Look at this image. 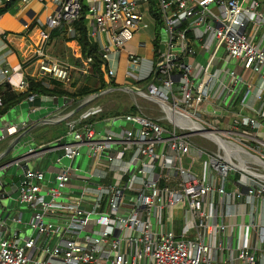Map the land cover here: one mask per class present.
Returning a JSON list of instances; mask_svg holds the SVG:
<instances>
[{"label": "built area", "instance_id": "2783aa9c", "mask_svg": "<svg viewBox=\"0 0 264 264\" xmlns=\"http://www.w3.org/2000/svg\"><path fill=\"white\" fill-rule=\"evenodd\" d=\"M41 1L53 6L46 23H24L28 45L20 65L8 63L10 34L0 36V87L26 92L27 64L37 65L35 79L64 86L72 71L89 72L93 60L81 53L78 67L50 53L54 32L76 36L84 0ZM90 1L88 36L99 47L107 80L117 79L121 53L135 34L152 26L158 32L160 22L165 42L153 37L159 59L144 76L142 59L129 54L125 79L163 107L171 128L132 113L79 128L86 114L70 122V142L31 147L8 164L61 152L52 181L44 171L24 170L17 199L33 210L29 228L36 236L2 238L0 264H264V0ZM15 3L31 0H0V8ZM216 59L226 66L220 75ZM247 73L255 77L246 85ZM241 83L246 87L238 92ZM19 132L6 125L0 143ZM85 157L95 160L92 169L73 165ZM242 205L246 221L228 224Z\"/></svg>", "mask_w": 264, "mask_h": 264}, {"label": "crops", "instance_id": "0c3cea01", "mask_svg": "<svg viewBox=\"0 0 264 264\" xmlns=\"http://www.w3.org/2000/svg\"><path fill=\"white\" fill-rule=\"evenodd\" d=\"M34 0H31V3ZM39 3L43 4L41 0H38ZM52 7V6H51ZM51 7H46V17L51 9ZM2 18H0L1 20ZM2 21V20H1ZM0 21V36L4 32H9L8 29L10 28L9 25L6 23L3 24ZM11 21H14L13 19ZM27 21L21 20V24L24 25ZM12 44L11 48L13 49V55H10L8 58V63L11 67H16L20 65L21 62H23V52L24 49L27 48L28 45V39L25 40L24 38H14V40L11 38ZM53 42L57 43V40L55 39ZM52 42V44H53ZM141 43V42H140ZM139 43V44H140ZM65 45V53L67 54L66 57L69 59L67 62L69 65L73 67H78L77 62L80 60L78 59V55L82 53L80 45L76 41L72 42H66L63 43ZM52 46V45H51ZM76 53L78 55H76ZM71 55L70 58H68ZM54 57V56H53ZM121 57L120 56V63H121ZM56 58V57H55ZM128 59V57H127ZM63 61V60H62ZM128 60L126 61L127 64ZM80 65V64H79ZM127 68V67H126ZM150 63L141 61L140 69L141 74L146 75L149 71ZM37 65L32 64L27 67H23L22 75L26 78V76H35L37 74ZM119 70H120V64L118 66V77L116 81H118L119 78ZM21 78L20 75H14L13 81H18ZM67 87V86H66ZM71 101L69 100H59V99H50V98H39L35 102L31 103L28 100H25L23 103L18 105L16 108H14V114L13 118L11 114L7 115L6 125H13L17 126L20 129V132L14 136H10L7 140L0 143V171L3 170L9 163H11L13 160L25 155L31 147H37L40 145L35 138L29 134V130H33L34 127H36V124L42 125V124H58L63 120H67V116H72L73 114L71 109H68L71 105ZM94 108V106H92ZM66 115L65 117L63 115ZM64 117V118H62ZM23 124H27V128L23 129ZM6 125H2L0 123V130L4 128ZM30 127V128H29ZM29 128V130H28ZM66 136V135H65ZM65 136H62L61 138L47 142L45 144H50L57 142L59 140L62 141H71V138H66ZM29 147V148H28ZM21 148H28L26 152H24L23 155L19 156V151ZM60 151H56L52 154H46L45 156L41 158H31L27 162H23V166H27L32 169H37L44 171L46 173L47 181H52L56 175V173L60 170V166L56 163V159L60 155ZM88 160V161H87ZM79 166H82L84 169H92L94 166V163L92 160H89L88 158H80L78 159ZM85 162H88L87 165L84 167ZM78 166V165H77ZM9 176L11 179H15L17 177L20 178V180L24 176L23 171L15 172L10 171ZM20 182V181H19ZM19 182L12 186V209H11V222L7 225V228L1 229L0 227V240L2 238H8V239H14L19 238L23 239L25 237L30 236H36L29 228L30 220L33 216V210L25 204H21L18 201V185ZM7 185L5 184L4 187ZM49 187V185H46L45 189ZM246 212V207L244 205L241 206L239 210V215L235 218L227 219L228 224H238L245 222L246 219L242 217V213ZM57 219L54 220L56 222ZM237 233V231H236ZM45 241L44 237H39L38 243L43 244ZM56 241L52 240L51 244H55Z\"/></svg>", "mask_w": 264, "mask_h": 264}, {"label": "rangeland", "instance_id": "374dc122", "mask_svg": "<svg viewBox=\"0 0 264 264\" xmlns=\"http://www.w3.org/2000/svg\"><path fill=\"white\" fill-rule=\"evenodd\" d=\"M84 6H86L87 8H89L92 5V1L90 0H84L83 2ZM53 6L50 2H45L43 4L39 3L38 0H34L32 2V4L29 5H24L21 3H15L10 5V7H1L0 8V13H1V22L3 24H7L10 26V28L8 29V33L10 34L11 38L14 40V38H20L23 37L25 35H27L28 31L24 29V26L21 24V20H25L29 23L35 22L37 20H41L43 23H46V7H51ZM14 21H11V20ZM159 35V38L165 42V35L162 29H160V31L155 32L154 27H150L149 29L146 30H141L140 32L135 34V38L126 44V46L124 47L123 51H122V57H121V63H120V70H119V78L118 81H116L119 85H121L122 87L119 89H113V90H109L107 92H104L102 94H100L99 96H93L91 98H89L84 105H86L85 107H90V108H86L84 107L85 111L82 112V114L86 115V114H90L93 115L94 112H96L97 110H99V113L102 112H122V113H129L130 110L133 107H137L138 109V113H140L142 116L144 117H148L150 119H153L155 121H159L160 123H162L165 127L167 128H171L169 121L167 120V114L165 112V110L163 109V107L158 104L157 102L148 99L146 97H142L141 95L137 94V91L135 90L134 87H136V84H131L128 85L126 79H125V74H126V61H127V57L129 54H135L138 55L143 61L145 62H149V63H155V59H154V52H153V48H154V43H153V37L155 34ZM146 43L147 47L143 48L139 46V43ZM65 45L63 43H55L53 42L51 48H50V53L58 58L61 59L63 61H68L69 59H67L66 57V53H65ZM162 47H159V50H162ZM71 55L68 57L70 58ZM199 60L201 62V64H205L206 60H207V56L204 57H199ZM223 60L220 59H216L214 61V71L218 72V74L220 75L221 71L223 70L225 64L223 65ZM226 67V66H225ZM213 71V69H212ZM254 75L247 73L245 75V80L244 82H246V85L251 83L254 80ZM79 75L75 72L73 73V81L78 80ZM222 78H224V81L227 82L229 77L225 74H222ZM109 83H111L114 80H108ZM241 82H243L242 80H240ZM240 88L238 89V92L243 91L246 87L245 84L241 83L240 84ZM139 86V85H138ZM221 88V87H220ZM67 89H71L70 85L67 86ZM92 106H94V108H92ZM202 109H205V105L202 106ZM80 110V109H79ZM83 110V108H82ZM74 113V114H73ZM78 113V111H72L71 114H73L72 116H67V120L69 122H72L74 120H76L75 118H72L73 116H75ZM97 113V114H99ZM11 114L12 118H13V114H14V110H11L8 114H6L5 116H3L0 120V123L2 125H6V120H7V115ZM208 118H213L212 116H208L206 115ZM65 117V116H64ZM62 117V118H64ZM213 123L217 126V127H221V123L213 118ZM103 126H98V129H102ZM29 148V147H28ZM28 148H21L19 151V156L23 155L24 152L28 151ZM26 150V151H25ZM87 149L84 148L83 149V153L86 154ZM88 161V160H87ZM95 162V160H93V163ZM78 160H76L74 162V166H79L78 164ZM88 162H85L84 167L87 165ZM65 165H68L70 163H68L67 161H64ZM20 171V170H19ZM18 171V172H19ZM182 206V205H181ZM179 206V208L182 209V207ZM178 207L176 209H179ZM180 212H176V216L179 217L180 216Z\"/></svg>", "mask_w": 264, "mask_h": 264}, {"label": "trees", "instance_id": "16d2710c", "mask_svg": "<svg viewBox=\"0 0 264 264\" xmlns=\"http://www.w3.org/2000/svg\"><path fill=\"white\" fill-rule=\"evenodd\" d=\"M10 5H8V8ZM152 11L154 12L157 19L159 18L158 11L156 8L155 3H152ZM88 14V9L86 6L83 7V10L81 12V16L79 20L75 24L76 28V36L72 39H67L65 37L64 31L59 30L53 33L52 40L55 39L57 42L60 43H66V42H72L76 41L80 47H81V54L83 60L92 59L93 63L91 64L89 68V72L86 75H82L81 73H78L77 71H72L71 75L73 78V73H77L80 78L76 81H72L70 85V90L67 89L64 84L57 82L52 79H42L37 80L33 76H26V80L28 83V89L24 93H17L12 90V88L8 85H2L0 87V95L3 98V107L0 108V116H5L8 114L11 110L16 108L18 105L23 103L25 100H27L32 95H37L42 98H50V99H59V100H69L71 101V106L68 109H71V111H78V113L73 116L72 118H75L77 122H80L81 117L84 116L82 112L85 111L86 105L84 103L93 96H99L100 94L107 92L109 90L113 89H119L122 86L119 85L115 80L109 83L107 78L105 77L104 67L105 63L99 53V47L97 44L93 43L88 36V28H87V22H86V16ZM0 13V18H1ZM161 24L158 22L157 24V31H160ZM8 33V32H6ZM9 34V33H8ZM156 48H158V42L154 45ZM159 53L158 55H154V59H159ZM81 63L79 61L76 65L80 66ZM31 64H27L24 67L30 66ZM150 82V79L146 81L140 82V86H145ZM129 85V84H128ZM85 107V109H84ZM83 108V110H82ZM80 109V110H79ZM129 113L132 114H140L138 113L137 107H133ZM128 113H122V112H102L95 115H90L87 119H84L80 122L79 128H81L85 124H96L99 122H102L106 119L112 118V117H121ZM63 116H66L65 114ZM69 124L70 122L68 120H63L58 124H36V127H34L33 130H29V134H31L35 140L41 144H45L50 141L57 140L61 138L62 136H65L69 131Z\"/></svg>", "mask_w": 264, "mask_h": 264}, {"label": "water", "instance_id": "95a60500", "mask_svg": "<svg viewBox=\"0 0 264 264\" xmlns=\"http://www.w3.org/2000/svg\"><path fill=\"white\" fill-rule=\"evenodd\" d=\"M24 156V155H23ZM22 157V156H21ZM19 159V158H17ZM16 160V159H15ZM15 160H13L12 164ZM28 166H7L0 171V227L1 229L7 228L11 222V209H12V186L20 181V178L11 179L9 176L10 171L18 172L26 170ZM7 185L4 187V185Z\"/></svg>", "mask_w": 264, "mask_h": 264}]
</instances>
